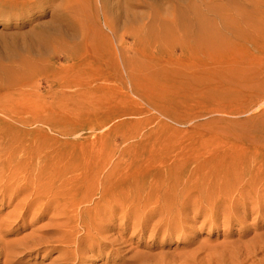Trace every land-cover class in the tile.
<instances>
[{"label":"rangeland","instance_id":"rangeland-1","mask_svg":"<svg viewBox=\"0 0 264 264\" xmlns=\"http://www.w3.org/2000/svg\"><path fill=\"white\" fill-rule=\"evenodd\" d=\"M153 17L159 22L184 17L196 34L221 40L264 34V0H0V53L9 51L13 32L20 31L27 34L17 35L18 42L23 37L46 59L52 50L41 44L54 35L80 44L87 34H103L118 51L123 38L130 42L128 36ZM40 25L48 32H38ZM59 62L64 66L60 75L70 80L74 66ZM30 84L25 98L29 125L15 123L30 134L19 153L23 158L80 161L89 149L94 159H116L123 152L125 175L131 180L125 192L129 226L122 236L127 264L139 251H174L185 256L184 264H264V213L252 209L264 203V196L257 195L264 192V99L258 92L245 99L229 92L217 101L176 91L171 97L143 95L133 104V113L105 119L110 106L125 103L116 85L87 90L70 83L72 87L59 88L50 97L44 80ZM65 131L75 133L69 137ZM134 194L141 200L131 199ZM153 195L159 196L157 202L146 199ZM238 201L248 205L247 212L230 222L226 209ZM10 209L0 205V219ZM125 215L118 214L114 224L127 219ZM143 225L148 226L140 237ZM154 226L160 227L158 245L167 228L171 230L166 247H146ZM56 254L42 258L40 253L30 263L50 264ZM114 255L110 263L117 260Z\"/></svg>","mask_w":264,"mask_h":264},{"label":"bare ground","instance_id":"bare-ground-1","mask_svg":"<svg viewBox=\"0 0 264 264\" xmlns=\"http://www.w3.org/2000/svg\"><path fill=\"white\" fill-rule=\"evenodd\" d=\"M13 4L17 6L19 2ZM39 29L38 32H48L41 29V25ZM26 32H13L15 36L8 46L9 51L0 53V205L2 209L11 206L0 219V262L33 264L31 259L40 253L42 258L57 253L50 264H85L89 259L102 257L105 259L101 264H127L122 236L129 226L125 192L131 180L125 175L123 152L116 159L105 155L94 159L86 149L80 161L48 159L47 155L40 161L38 156L23 158L19 155L30 134L18 130L15 123L29 125L25 98L30 80H44L50 97L59 88L72 87L70 83L87 90L116 85L126 104L110 106L105 119L133 113V104L143 95L171 97L174 91L200 98L208 95L216 101L219 95L229 92L243 99L254 98L253 91H256L257 97L264 99V34L221 40L196 34L184 17L181 21L160 22L153 17L143 23L140 31L128 36L130 42L123 38L118 51L103 34L99 37L87 34L80 44L66 42L57 35H54L56 38L47 36L41 45L45 44L52 53L46 59L23 37L18 42L17 35L24 33L25 36ZM36 37L41 40L38 34ZM168 47L172 48L169 52ZM60 60L70 61L74 66L76 74L70 80L60 75L64 71ZM18 99L21 102L17 103ZM18 105L23 110L17 113L14 108ZM40 118L37 121H41ZM47 119L45 116L43 121ZM63 133L70 137L75 132ZM257 195L264 196V192ZM150 197L155 202L159 200L158 195L146 199ZM131 199L138 201L141 196L134 194ZM247 207L239 201L233 203L226 209L231 214L228 220L235 222L241 218ZM252 209L264 213V203ZM118 214H126L127 219L117 226L114 220ZM140 218L137 216L136 221ZM10 223L14 225L9 227ZM147 226L140 228V237L145 235ZM23 229L28 231L21 237L5 239V235H17ZM159 229L154 226L151 230L146 241L148 249L168 245L171 230L167 228L168 234L162 236L158 245ZM200 249L202 247L195 250ZM114 253L115 259L118 258L110 263ZM134 254L128 263L185 262V256L174 251ZM177 258L183 262L179 263Z\"/></svg>","mask_w":264,"mask_h":264}]
</instances>
